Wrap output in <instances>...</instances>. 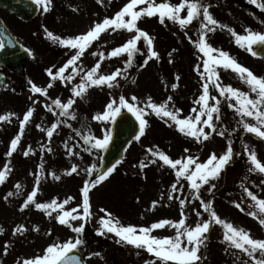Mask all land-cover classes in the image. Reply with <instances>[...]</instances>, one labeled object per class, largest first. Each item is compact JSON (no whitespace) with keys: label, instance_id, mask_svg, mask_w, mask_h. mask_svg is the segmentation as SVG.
<instances>
[{"label":"rangeland","instance_id":"1","mask_svg":"<svg viewBox=\"0 0 264 264\" xmlns=\"http://www.w3.org/2000/svg\"><path fill=\"white\" fill-rule=\"evenodd\" d=\"M122 2L124 7L129 0H122ZM155 2L178 4L181 0H155ZM201 2L210 5L209 11L213 17L220 24L227 26L226 28L217 27L215 32L207 33V42L212 47L229 53L232 58L256 76L264 77V58L258 59L239 47L235 38L227 30L231 28L238 35H246V30L264 33V23L261 22L264 21V12L250 4L248 0H201ZM259 2H264V0H259ZM142 7L146 5L138 6L137 10ZM182 15H186V9ZM196 21L194 20L182 30L178 24L167 19L164 24H161L157 16L142 17L138 21V27L153 38V50L159 54L160 58L148 60V49L142 39L138 42L139 51L136 54H139L140 61L144 59L147 63L139 71L127 69L126 54L109 57V53L114 48L124 44L134 33L121 30L115 34L110 29L101 34L100 38L94 41L77 61L78 69L82 65L78 78L81 80V76L100 59L99 53H103L104 59L101 62L99 74L108 75L120 69L121 75L116 81L118 86L108 88L105 85L102 86L103 89L92 86V93L95 92V94L89 92L81 98L73 97L72 91L71 95L68 93V88L72 89L80 81L72 85L71 82H66V88H62L63 84L58 79L52 82L53 87L48 88L47 97H44L54 106L55 113L49 111L45 103L41 101L35 102L30 98L23 101L20 95L24 92L20 82L21 77H16L19 86L12 89L11 99L0 101V116H9L7 121H0V171L4 170L5 165L11 169L4 183L0 184V229H3L0 232V264H23L24 260L42 255L48 245L54 242L62 243L75 236L68 227L57 222L55 219L57 212L54 211L52 216H48L45 212L37 210L34 205H30L23 211L21 207L27 196L37 187V176L40 177L35 197L37 202L50 203L56 199L57 203H62L68 197H73L74 199L65 205V210H70L81 203L80 190L84 182L95 178V174L89 176L85 170L95 166L97 171L101 154V150L86 151L85 149L89 146L84 144L83 136L91 134L96 138H102L105 128H110V125L105 122L93 119L95 115L103 113L110 100L118 101L123 95L130 103L144 107L148 97H151L154 103L161 104L171 96L172 100L168 102V107L173 111L179 109L180 118L196 114L192 112V109L200 107L194 102L202 94L204 83L196 70V65L199 64L200 71H203L204 59L193 43L200 36V28L197 30ZM95 23H97L96 19L92 18L85 24L64 23V29L61 31H56L52 25L47 29L54 36L66 39L87 32ZM54 45L66 48L58 42H54ZM66 49L65 53L61 54L62 58H58V55L52 58L46 52L44 53L42 75L44 87H47L51 79L46 70L56 66V70L53 71L56 72L70 59L67 52L71 49ZM74 52L75 50L71 55ZM93 52L97 55L93 56ZM125 68L126 71H124ZM66 71L71 74V67ZM68 73L65 72L64 75ZM219 74L223 85H231L241 91L249 92L248 86L231 70L225 71L221 68ZM177 76L180 77L179 80L176 79ZM173 84L177 85L175 89L172 88ZM209 92L211 96L220 100V127H217L218 121L215 124L217 132L225 131V135L221 137L216 132H212L210 139L202 143H197L193 138L182 135L176 130L175 125L169 127L150 109H146L149 114L144 117L148 122L145 134L139 141L134 139L128 145L122 160L115 164L114 171L89 193L93 215L85 224L82 234L85 243L79 249L86 264H146L147 261L154 259L146 251L124 243L118 244L116 242L118 238L111 233L97 235L100 227L98 220L104 216V213L100 211L101 208L112 213L113 217L119 219L120 223L125 226L149 227L152 223L162 219L178 221L181 218L179 200H168L171 185L175 183V174L157 158L151 157L148 149L163 151L172 159H182L192 155L198 157L200 162H204L211 153L221 155L226 150L229 140L232 141L234 136L233 150L236 153L232 163L225 167L219 179L212 181L216 187L211 193L206 190L208 185H204L201 189V198L205 201H212V206L221 219L245 229L253 238L264 239V227L259 224L258 219L247 214L249 211H258V209L249 207L253 202L240 187V184L244 183L250 191L264 199V185L261 183L263 179L260 180L257 172L250 173L245 170V174L243 173L245 168L250 167L243 146L248 144L249 148L257 153L258 159L264 162V141L258 137L252 139L242 130H237L235 135L229 137L228 131H234L231 118L235 110L229 107L230 102L221 97L217 89L211 85ZM133 96L137 97L136 101L131 100ZM57 98L62 103H66L70 98L75 99V103L69 109V112L75 115V119H72L71 115L68 117L60 115V110L52 103ZM214 103L215 101L209 100V104ZM29 108L34 109L33 115L25 125L16 151L9 157L7 153L10 150L11 141L20 135V122ZM236 119L239 120L238 117ZM53 124H57V127L53 130V136L49 138L46 133ZM205 131L211 132L207 128ZM78 132L80 135H77ZM65 144L72 149V155H69ZM29 148L31 152L25 156L23 153ZM185 149L189 151L185 152ZM242 158L243 162L240 161ZM152 159H157V163H150ZM142 161L148 165L143 171L140 170ZM41 165H43L42 171ZM73 165L77 166V172L67 175L66 173ZM241 172L244 176L239 175ZM53 173L60 176V179L55 180ZM235 179H240V181L236 187L237 190L234 189L233 193L229 188ZM182 183L184 184L183 191L173 193V196L187 197L190 201L186 203L184 211L186 223L194 226L195 223L207 219L208 213L200 207L199 200H192L191 189L187 182L182 181ZM17 184L21 186L19 189L16 188ZM9 192L13 195L8 196ZM153 201L157 202L155 208L152 207ZM233 202L240 203L244 211L237 209ZM197 211L201 213L200 217H197ZM73 223L78 226L82 221L77 220ZM18 226H23L25 231L14 235V229ZM37 228L38 231L35 230ZM152 235L161 238L174 236L175 230L165 226V228L153 231ZM206 235L208 236L206 247L201 248L204 255L202 264H243V261L249 260L247 256L239 253V250L230 248L223 240L221 226L213 224ZM5 245L8 246L7 254L4 252ZM93 253L100 255H93ZM233 253L239 255L240 259L237 260Z\"/></svg>","mask_w":264,"mask_h":264},{"label":"snow or ice","instance_id":"2","mask_svg":"<svg viewBox=\"0 0 264 264\" xmlns=\"http://www.w3.org/2000/svg\"><path fill=\"white\" fill-rule=\"evenodd\" d=\"M98 3H103V0H97ZM250 4L255 5L262 12H264V2L259 0H248ZM43 13H48L52 7V0H33ZM146 5V7L139 8L138 6ZM210 5H205L201 0H181L178 4H171L168 2L156 3L155 0H129V2L113 17L104 18L102 22L95 23L87 32L77 35L75 37H69L61 39L58 36H54L47 28L44 29L47 37L54 42H58L61 46L68 49L75 50L70 59L60 67L56 72H53L51 68L46 72L51 78L47 87H39L31 80L28 81L30 85V91L34 94L47 97L48 88L53 87V83L56 80H60L62 83L71 82L74 79V75H79L81 69L77 67V61L84 55L86 50L92 45V43L98 40L101 34L108 32L110 29L113 32L126 31L128 33H134V35L128 39L124 44L114 48L109 57H117L122 54H126V65L131 66L136 53L139 51L137 45L142 39L148 49V60L153 58L159 59V54L153 50V38L149 34L138 27V21L142 17L157 16L161 24L165 23V20H170L174 24H178L183 30L188 25L192 24L194 20H200V36L197 41H193L194 46L198 52L204 57L203 59V71H200V65H196V70L204 81L202 84L203 92L199 98L194 102L199 105V108H193L192 112L196 113L194 116L189 115L185 118H180V110L175 111L169 109L168 102L172 100L169 96L167 101L161 104H156L152 101L151 97H148L147 103L144 107H139L135 103H130L123 95L118 99H112L105 106L103 113L97 114L93 119L97 121L105 122L107 125L115 124L117 118L121 116L122 110L130 113L139 124V135H136L134 139L139 141L141 136L145 134L147 120L144 118L149 113L146 109H150L158 118L164 120L169 127L175 125L176 130L186 137L193 138L197 143L207 141L211 137L212 132L223 137L225 131L217 132L216 121L220 120V100L215 96H211L209 92L210 85L217 89L219 95L225 100L229 101V107L234 108L235 112L240 116L238 123L242 126L243 131L251 133L258 137L261 141H264V77L256 76L247 67L242 66L229 53L212 47L206 40L207 33L215 32L216 28H226V25L220 24L210 13ZM186 9V15L182 13ZM75 10V9H74ZM264 23V21H261ZM227 30L235 38L236 44L248 51L252 56L258 55L254 49V45L264 48V33L246 30V35H238L233 29L227 28ZM2 35V33H0ZM187 35V33H185ZM191 41V37H189ZM11 45L12 42L9 40ZM23 48V45H21ZM5 48L4 40H0V50ZM29 55H32L31 51L24 48ZM215 54V55H214ZM93 56L97 53L93 52ZM171 55V53H169ZM100 59L97 63L83 76H81V82L74 86L71 91L73 97H83L87 89L92 86L101 87L107 86L108 88L117 87V77L121 75V70L117 69L116 72L108 75L99 74L101 62L104 59V54L99 53ZM171 62V61H170ZM147 63V61H145ZM71 67V74L65 76L64 73ZM225 71L231 70L238 78L245 83L249 92H244L232 87L231 85H223L220 82L219 69ZM126 71V68L124 69ZM126 78V77H125ZM180 79L179 76L176 77ZM176 84L172 85L175 89ZM254 94V95H252ZM215 101L214 104H209V100ZM132 101H136L137 97H131ZM234 101V103H231ZM35 103V102H34ZM57 109L60 110V115L68 117L71 115L72 119H75V115L69 112L75 103V99L70 98L66 103H62L60 99L52 101ZM47 107V106H46ZM52 111V108H48ZM34 112L33 108H29L23 116L20 122V135H17L10 145V150L7 155L10 157L13 152L16 151L17 145L20 141L21 135L25 128V125L29 122ZM167 118V119H165ZM9 116H0V121H7ZM171 121L172 123H168ZM254 121V123L250 122ZM39 127V125H37ZM57 127V124H53L50 129L47 130V136L51 138L53 136V130ZM205 128L210 129L211 132H206ZM43 130V129H42ZM77 135H80L78 132ZM84 144L88 145L85 150L91 152L93 149L106 150L112 140V132L109 127L104 130L102 138H96L95 136L88 134L83 136ZM68 148V145L65 144ZM244 152L247 155V161L250 164L248 171L250 173L257 172L264 175V162L258 159L257 153L250 149L248 145H244ZM50 150V149H49ZM188 152V149L184 150ZM31 152V148L25 151L23 154L28 156ZM151 157L157 158L162 162L164 166L170 168L175 174V183L171 185V193L168 196V200H179L180 216L178 221H172L169 219H162L158 222L152 223L149 227H137L135 225H122L119 219L113 217L112 213L106 209L101 208L100 211L104 213L98 220L100 227L97 230V235H105L111 233L118 239L116 242L131 245L136 249L146 251L154 259L149 260L146 264H202L204 255L201 252L202 247H206V241L208 239L207 233L210 232V228L213 224L219 225L223 229V240L227 242L230 248L239 250V253L244 254L249 260L243 261V264H264V239L253 238L248 231L243 228H238L232 223L221 219L212 206V201H205L201 198V189L204 185H208L206 189L208 192L216 187L212 181L220 178L221 173L225 167L233 160L234 150L231 140H229L226 150L219 156L216 153H211L206 161L200 162L198 157L188 155L182 159H172L163 151L148 149ZM69 155H72V149L68 148ZM157 159H152L149 162L152 164L157 163ZM148 165L143 161L140 164V170L143 171ZM41 171L43 165L40 166ZM115 165L108 168L106 171H96L95 166L87 168L85 171L89 176L95 174L94 179L86 180L81 188L82 200L79 205L65 210V205L69 203L73 197H68L62 203H57L56 199H53L50 203L37 202L35 197L37 196L38 185L40 177L36 178V185L33 191L27 196L24 204L21 207V211L28 208L30 205H34L37 210L45 212L46 215L52 216V212H57L55 219L63 226L68 227L75 236L69 238L62 243H52L48 245L42 255H37L32 259L23 261V264H83L81 257L77 253L79 249L84 245L82 234L85 230V224L91 219V203H90V191L105 181L108 176L114 171ZM11 169L8 165H5L4 170L0 171V184L4 183L6 175ZM77 172V166L73 165L71 170L66 174L71 175ZM53 178L59 180L60 176L53 173ZM182 181H186L191 189L192 200H199L200 207L204 212L208 213V218L203 219L194 226H190L186 223L185 206L186 203H190L187 197L180 198V196H173V193L182 192L184 184ZM264 183V181H261ZM21 186L16 185L19 189ZM241 189L247 195V197L253 202L249 205L250 208L258 209V211H249L247 214L253 218L258 219L259 224L264 227V199L259 198L252 191H250L244 183L240 184ZM18 194V193H17ZM8 196H12L13 193L9 192ZM7 199V197H5ZM156 201H153L152 207L155 208ZM234 206L241 212L244 208L240 203L233 202ZM197 217L201 216L199 211L196 212ZM82 221L78 226L73 222ZM165 226L171 227L175 230L174 236L157 237L152 235L153 231L157 229L165 228ZM38 231L39 229H35ZM3 229H0L2 232ZM25 231L23 226H18L14 229V235L16 233H22ZM8 246L5 245L4 252L7 254ZM258 253V255H257ZM139 254V253H138ZM93 255H100L99 253H93ZM237 260L240 256L236 253Z\"/></svg>","mask_w":264,"mask_h":264},{"label":"flooded vegetation","instance_id":"3","mask_svg":"<svg viewBox=\"0 0 264 264\" xmlns=\"http://www.w3.org/2000/svg\"><path fill=\"white\" fill-rule=\"evenodd\" d=\"M0 4H4L6 7L2 8L0 6V24L3 25L7 33L20 46L23 45V48L29 49L32 53V55L28 53L26 58L20 61V74L0 65V79L2 78L3 81L0 84V101H9L11 99L12 89L19 86L17 85L18 81L16 77L20 76L22 91H24L20 95L23 97V101L30 98L32 101H41L42 103H44V96L32 93L28 81L31 80L37 86L44 87L42 79L44 53L46 52L52 58H56L57 55L58 58H62L61 54L67 50L66 48H60L58 45H54V41L47 37L44 29L52 25L56 31H61L64 29V23L74 22L85 24L86 21L92 18H95L97 23H99L106 17H113L123 8L122 0H103L102 4L98 3L97 0H52L51 10L45 14L33 3V0H0ZM18 17H25L28 20H21ZM196 27L197 30L200 28V20L196 21ZM113 33L118 34L119 31ZM8 49L9 52L6 58H11V45H9ZM73 51L67 52L69 57H71ZM79 67L82 68V65ZM55 70L56 66L52 68V71ZM66 73L68 72L66 71ZM67 75L69 73L65 76ZM78 77L79 75H74L71 85L78 81L81 82ZM62 84V88H66V83ZM100 89H103L102 86ZM89 92L92 93V87H89L85 94ZM68 93H71L70 88H68ZM92 94H95V92ZM50 108H52V112H55L53 105H50ZM239 120L235 119V116L233 117L232 126L234 128L237 126L240 127ZM250 122L254 123V121ZM219 123L218 121L217 127ZM235 133L236 131L232 134L235 135ZM246 134L248 137L251 136V133Z\"/></svg>","mask_w":264,"mask_h":264},{"label":"water","instance_id":"4","mask_svg":"<svg viewBox=\"0 0 264 264\" xmlns=\"http://www.w3.org/2000/svg\"><path fill=\"white\" fill-rule=\"evenodd\" d=\"M21 19L26 20L25 17H19ZM0 39L4 40L5 48L0 50V64L3 66L5 65V59L7 55V51L9 50V41L11 38L4 34V28L0 25ZM12 46H11V59H8L7 67L19 72V61L24 58L25 51L18 46L13 40L11 39ZM8 45V46H7ZM254 49L257 51L258 55L256 57H264V48L254 46ZM130 68H136L135 65V57L133 59V63ZM111 132H112V140L109 143V146L106 150H103L100 163L98 167L99 172L106 171L108 168L112 167L113 164L121 160L123 151L125 150L128 143L137 135L139 132V124L138 121L128 112H122L121 116H119L115 122V124H111ZM78 254L81 257V260L84 264L83 258L79 252L74 253Z\"/></svg>","mask_w":264,"mask_h":264}]
</instances>
